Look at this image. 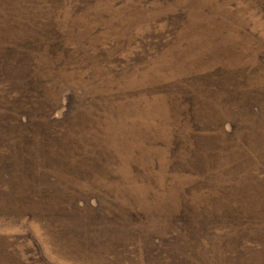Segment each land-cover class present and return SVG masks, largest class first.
I'll use <instances>...</instances> for the list:
<instances>
[{"label":"rangeland","instance_id":"1","mask_svg":"<svg viewBox=\"0 0 264 264\" xmlns=\"http://www.w3.org/2000/svg\"><path fill=\"white\" fill-rule=\"evenodd\" d=\"M0 264H264V0H0Z\"/></svg>","mask_w":264,"mask_h":264}]
</instances>
